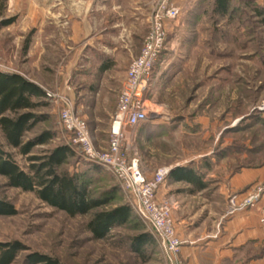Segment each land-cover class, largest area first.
Listing matches in <instances>:
<instances>
[{
  "label": "rangeland",
  "instance_id": "obj_1",
  "mask_svg": "<svg viewBox=\"0 0 264 264\" xmlns=\"http://www.w3.org/2000/svg\"><path fill=\"white\" fill-rule=\"evenodd\" d=\"M175 2L181 12L169 26L166 49L152 75L147 94L150 117L141 127L126 129L129 156L139 160L149 177L161 167L172 170L173 163L188 165L196 160L205 166L211 164L210 171L217 177L212 188L246 169L255 170L260 179L247 189L251 191L229 189L227 198L219 199L213 209H226L227 213L233 197L242 202L256 196L257 204L264 198V12L260 15L254 9L264 11V0H232L227 17L213 12V0H189L183 8ZM6 3L0 0V70L20 73L41 85L45 94H69L77 115L91 130L95 148L106 150L122 86L131 61L140 56L150 23L143 40H127L131 51L96 53L85 65L77 60L75 44L62 46L53 39L44 46L38 29L23 30L19 16L4 12ZM10 19L12 28L8 29L4 23ZM68 32L67 28L61 31L65 37ZM99 63H113L114 67L104 76L98 71ZM102 80L104 88L100 89ZM45 100L48 106L38 113L48 119L26 138L52 131L55 139L34 153L71 146L77 154L63 166L70 173L102 168L100 173L90 172L89 180L96 196L112 191L114 201L104 209L125 204L133 208L134 195L126 193L110 171L84 156L60 123L58 102L48 97ZM0 143L5 145L1 132ZM16 159L26 166L17 153ZM6 184L0 176V198L14 204L18 213L0 216V242L20 241L26 246L15 264H26L31 253L50 255L63 264H175V258L160 247L152 224L143 221L134 208L126 224L97 240L87 227L90 215L71 218L33 193ZM146 232L153 234L155 241L142 247L141 253L136 251L135 239ZM260 252L255 254V263L264 264L258 262L263 258H259Z\"/></svg>",
  "mask_w": 264,
  "mask_h": 264
},
{
  "label": "crops",
  "instance_id": "obj_2",
  "mask_svg": "<svg viewBox=\"0 0 264 264\" xmlns=\"http://www.w3.org/2000/svg\"><path fill=\"white\" fill-rule=\"evenodd\" d=\"M157 1L7 0L4 12L8 16H19L23 30L38 29L44 46L51 44L53 39L62 46L75 44L77 60L88 64L96 53L131 51L129 47L132 45H128L127 40L144 39ZM188 1L178 0L182 8ZM11 25L6 27L10 29ZM66 28L69 30L67 37L61 33ZM102 65L99 63L98 71ZM113 67V63L109 64L104 76ZM104 82L102 80L100 89L104 88ZM96 97H100V92ZM191 164L206 183L202 191L192 192L194 187L189 182L167 180L158 192L160 199H170L173 204L177 233L182 240L180 258L186 264H257L255 254L261 251L259 258H263L258 262L264 263V229L260 219L264 215V198L255 207L233 217L225 216L226 209L218 212L213 209L214 204L227 198L230 191H247L260 175H255V170L246 169L212 188L210 185L217 177L210 171L211 164L205 166L192 160L188 165L182 162L171 166L188 167Z\"/></svg>",
  "mask_w": 264,
  "mask_h": 264
},
{
  "label": "trees",
  "instance_id": "obj_3",
  "mask_svg": "<svg viewBox=\"0 0 264 264\" xmlns=\"http://www.w3.org/2000/svg\"><path fill=\"white\" fill-rule=\"evenodd\" d=\"M213 1L215 14L222 17L230 15L232 0ZM254 10L263 15L262 9L256 7ZM10 23H13V19L4 25ZM108 68L109 63L103 64L100 72ZM46 98L41 85L20 73L0 70V132L5 140V145L0 143V176L6 179L7 187L33 193L42 203L64 211L71 218L90 215L87 227L94 239L102 240L113 229L128 222L133 208L125 204L111 210L104 209L114 201L112 191L96 196L92 193L89 180L90 172L100 173L102 168L95 166L84 173H70L63 166L77 154L71 146L61 145L41 154L34 153V149L55 139L52 131H42L32 139L26 138L27 133L48 119L47 115L38 113L40 108L48 106ZM16 153L27 162L25 167L17 161ZM198 171L192 164L188 167L178 166L171 170L167 180L189 182L194 187L192 192L202 191L206 183ZM17 213L14 204L0 198V216H14ZM154 241L155 237L149 232L138 236L135 239L136 251L142 253V247ZM25 250L26 246L20 241L0 242V264H15ZM25 263L63 264L50 255L39 253H31Z\"/></svg>",
  "mask_w": 264,
  "mask_h": 264
},
{
  "label": "built area",
  "instance_id": "obj_4",
  "mask_svg": "<svg viewBox=\"0 0 264 264\" xmlns=\"http://www.w3.org/2000/svg\"><path fill=\"white\" fill-rule=\"evenodd\" d=\"M157 3L143 49L140 56L131 61L122 86L118 107L111 120L110 141L106 150L95 148L91 130L87 122L77 115L69 94H46L49 99L58 102L60 123L65 131L74 137V142L83 151L84 156L110 171L119 180L124 191L134 195L136 201L133 208L143 221L152 224L159 237L160 247L175 258V264H186L179 256L182 240L177 233L173 204L169 199H160L158 193L167 181L171 168L161 167L152 177L147 176L139 160L130 158L126 135L128 127L137 128L150 117L147 94L152 75L160 55L166 49L169 26L179 18L181 12L175 0H158ZM257 199L256 196H250L238 202L236 197H233L226 217H233L239 212L255 207ZM260 219L264 229V215Z\"/></svg>",
  "mask_w": 264,
  "mask_h": 264
}]
</instances>
